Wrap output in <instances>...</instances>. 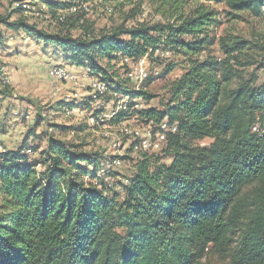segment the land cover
Instances as JSON below:
<instances>
[{"label":"trees","instance_id":"1","mask_svg":"<svg viewBox=\"0 0 264 264\" xmlns=\"http://www.w3.org/2000/svg\"><path fill=\"white\" fill-rule=\"evenodd\" d=\"M28 1L31 14L47 13L60 23L63 14L87 12L83 6L102 5L112 15L126 3ZM137 1L134 11L147 4L153 21L86 38L49 35L26 22V8L0 17V49L8 36L23 35L105 83L107 90L97 99L111 96L114 104L124 103L109 124L165 121L175 128L160 149L172 158L169 165L148 157L149 151L134 152L132 141L130 150L141 157L133 176L118 185L122 199L108 183L111 171L102 173L106 155L88 154L83 145L67 141L70 127L53 126L33 158L37 149L27 148V138L18 149L0 153V264H210L211 258L264 264V83L233 70L232 64L242 66L235 54L251 44L239 37L214 40L207 34L214 14L206 9L223 4L229 17H260L264 0ZM214 45L224 59L210 56ZM167 48L185 59L186 68L170 83L164 109L148 108L152 97L126 90L118 77L122 73L130 81L125 60H153L157 50L171 53ZM4 77L0 64L5 88L0 95L7 97ZM137 103L145 107L136 109ZM66 107L58 106L62 112ZM26 114L13 115L27 121ZM204 139L211 143L199 146Z\"/></svg>","mask_w":264,"mask_h":264},{"label":"rangeland","instance_id":"2","mask_svg":"<svg viewBox=\"0 0 264 264\" xmlns=\"http://www.w3.org/2000/svg\"><path fill=\"white\" fill-rule=\"evenodd\" d=\"M51 1L55 2L57 0ZM121 1L123 3L126 2L125 5L120 9L117 8L114 10L112 15L105 13L104 6L102 5L90 8L87 12L77 11L73 15L63 14L65 18H68L66 22V19L61 17L64 24L56 21L47 13L40 15L29 13L28 16L24 15L25 17L23 18L26 19L28 24L37 26V28L44 30L49 35H58L61 37L68 33L74 38L99 36L102 33L110 32L122 24L126 28H129L140 21H153V13L146 7L148 6L147 4L146 6L142 5L137 11H134V6H139L137 0ZM28 3V0H0V17L6 16V14H9L15 8L19 9L17 10L19 13L23 9V6ZM206 7V9L213 12L215 20V23L208 28L207 34L209 36L213 37L216 41L220 38L231 40L239 37L243 41L251 44L247 50L243 51L242 55L235 54L240 59L242 66L232 64L233 70L246 80L255 77L258 85L263 84L264 16L251 17L247 13H239L236 14L237 17L232 18L226 15L227 9L223 4L212 3ZM111 8H113L112 5ZM132 13H134L133 16H136V18H132ZM16 18L17 14L14 16V19ZM0 29L4 30L1 26ZM182 40L186 41L188 39L183 37ZM6 46L10 48L9 50L0 52V64L5 68V73L8 78V84L6 85L11 92L9 93L10 96L5 97L4 100L0 96L2 110L4 108L6 109V114L1 113L0 115V134L3 136V140L1 139L0 142L1 147L6 150L7 146L5 144H8L10 146L12 145V150H16L27 138V148L32 150L37 149L35 154H31L30 158H33L39 151L45 148L47 136L54 131L53 126L70 127L72 131L68 133L66 140L73 144L83 145V150L88 152V154L101 152L103 156L106 155L107 159L111 160L126 156L120 165L110 170L112 177L108 178V183L114 185L113 191L115 194H119V198L122 199L123 195L118 190L119 183L133 176L135 165H137L141 155L130 150L133 138L122 137L120 130L124 126H127L131 128L130 130L137 129L144 134L147 131L145 125H142V123L136 120L123 122L119 126L109 124L106 122L108 121L107 119H104L105 122L103 124L97 122L93 118L94 115L98 116L102 114L100 118H104L115 111V106L117 105L114 104L115 99L107 96L104 99H96L88 103V76L84 78L82 75L81 77L79 75V81L82 87L59 83L49 77L47 79L45 71L49 67L57 66L60 63L61 65L59 66L65 67L61 57L55 56L52 52L53 48L50 46H47L46 54L42 52L43 48L40 44H35L34 41L29 39L25 41H12L8 39ZM23 48L28 49L23 50ZM168 50L171 53L167 59L161 58L158 54L153 60L147 61L148 77L150 78L148 81L136 85L126 80L122 73L118 77L126 90H142L152 97L151 101L148 102V108L164 109L166 101L169 99L168 88L170 83L179 78L186 68L185 59L180 55L175 56L174 52L170 49ZM210 51H212V55L210 56L224 59L217 45H214ZM23 52L26 54L22 55ZM5 53H10V56H7ZM23 62L32 65L34 71L28 72L26 70L24 73L26 75L25 78L20 75L13 76L10 65L13 63L22 65ZM114 69L116 70V67ZM118 71H121V69L118 68ZM33 72H38L39 75H34L32 74ZM27 78L30 79V82H27ZM40 86L41 88H39ZM4 89L0 86V90ZM74 93L78 96L73 97ZM71 98L76 104L74 102H65ZM59 104L67 105L68 109L75 107V112L71 115H66L65 108H62L64 112L58 108ZM75 105H79V107ZM141 105L145 107L144 104L141 103ZM82 108L85 109L82 110ZM13 111L21 114L29 111L31 117L27 121L18 119L15 122L13 119L15 117L11 114ZM38 115H40L39 117H41L42 122L37 126L36 118ZM83 125L87 127L86 130L83 132L78 131ZM111 142H116L118 145L117 148L113 149ZM210 143V140L204 139L197 144L201 147H207ZM155 151H149L147 156L159 159L158 163L160 164H170L172 160L170 156L164 153V151L162 152V150L159 151L158 149ZM209 263L227 264V262L215 258H211Z\"/></svg>","mask_w":264,"mask_h":264},{"label":"built area","instance_id":"3","mask_svg":"<svg viewBox=\"0 0 264 264\" xmlns=\"http://www.w3.org/2000/svg\"><path fill=\"white\" fill-rule=\"evenodd\" d=\"M23 8H26L25 11V15L29 14V7L28 6H23ZM83 8L88 11V9L83 6ZM28 11V12H27ZM34 11V8H32V12ZM75 10L72 9L71 12H74ZM107 13H110V9H107ZM37 14V13H36ZM38 15V14H37ZM160 55L161 58L167 59L170 56L169 52H159V50L156 51L155 53V57L157 55ZM147 58L144 57L138 61H129V60H125L124 64L127 65V71H126V77L132 82L135 83L136 85H140L141 83H143L147 77H148V68H147ZM86 75V73H85ZM47 76L54 80L57 81L59 83H66V84H71L73 86H79L82 87V85L80 84L79 81V75L69 71L68 69H66L63 66H54V67H49V69L47 70ZM84 77H87L84 76ZM3 84L6 85L8 84V78L4 77L3 78ZM88 84H87V88H88V97L92 98L93 100L97 99V96L103 95L107 88L105 83L101 82L99 79L97 78H89L88 77ZM78 96L76 93L73 94V97ZM72 97V98H73ZM72 98L70 100H66V103H70V102H74L72 100ZM72 100V101H71ZM121 102V103H119ZM118 104L115 106V111H113L109 116H105L104 118H100L101 115L96 116L94 119H96L97 122L100 123H104V119L109 120L111 117H113L119 110L124 109V103L122 101H119ZM76 103V102H74ZM143 106L139 103L136 104L135 108L139 109L142 108ZM74 108H70L68 109V107L65 108V113L66 115H71L73 114ZM24 118L26 120H28L30 118V114H26L24 116ZM108 122V121H106ZM147 129L146 132H144V134H142L139 130L137 129H133L130 130L131 128L124 126L121 130H120V134L123 137H128V138H133V151L134 152H154L155 150H160V147L164 144L165 139H166V134L167 133H174L175 132V128L174 127H170L166 124V122H162L160 125L157 126H145ZM156 130V131H155ZM253 130H256V128H254ZM1 142V140H0ZM117 144L116 142H111V147L117 148ZM6 150L3 149L0 145V153H4ZM27 154H31L30 150H27ZM122 158V157H121ZM121 158L119 159H106V161L103 163V167L104 169L102 170V173H104L107 170H111L113 167L118 166L121 164Z\"/></svg>","mask_w":264,"mask_h":264},{"label":"crops","instance_id":"4","mask_svg":"<svg viewBox=\"0 0 264 264\" xmlns=\"http://www.w3.org/2000/svg\"><path fill=\"white\" fill-rule=\"evenodd\" d=\"M8 39L9 40H12V41H17V40H23V41H25V40H27V39H25V37L23 36V35H19V36H16V37H12V38H9V36H8ZM6 41H8V40H6ZM5 46L2 48V49H0V52H4V50L6 51V50H9V48L10 47H7L6 46V42H5V44H4ZM39 46V45H38ZM28 48H23V50H27ZM2 50V51H1ZM42 52H45V54H46V52L47 51H42ZM7 56H10V53H5ZM26 53L25 52H23V54L22 55H25ZM26 65H28V66H26ZM59 65H61V63L60 64H58L57 66H59ZM64 65H65V67H66V69H68L69 71H71V72H74V73H76V74H78V75H80V77H81V75L84 77V76H86L85 75V71L83 70V69H79V68H75V67H73V66H70V65H68V64H65L64 63ZM11 67H12V73H13V76L14 75H20L21 77H26V75L24 74L25 72H26V70H28V72H30V71H34V69L32 68V65H30L29 63H27V62H23V64L21 65V64H15V63H13V64H11L10 65ZM56 66V65H55ZM48 67V66H47ZM24 68H26L25 69V71H24ZM49 69V68H48ZM40 70H42V69H40ZM46 72V78L48 79V76H47V70L45 71ZM40 73V72H39ZM32 74H34V75H36V74H38V72L36 73V72H33ZM39 75V74H38ZM34 78H35V76H34ZM85 78V77H84ZM25 80V79H24ZM34 80V79H33ZM27 82H30V79H28L27 78ZM41 86H43V85H41ZM41 86L39 87V88H41ZM38 88V89H39ZM1 96V95H0ZM1 98L4 100L5 99V97H3V96H1ZM81 102V101H80ZM79 102V103H80ZM2 105L0 104V115H1V113H3L4 115L6 114V109L4 108V110H2V107H1ZM15 112L13 111L11 114H14ZM26 113H28V114H30V112L29 111H27V112H25V113H22V114H26ZM15 117V116H14ZM14 119V121L16 122L18 119L17 118H13ZM3 126V125H2ZM5 128V130H7V128L6 127H4ZM3 140V136L0 134V140ZM4 139H5V137H4ZM5 144V143H4ZM21 145V144H20ZM19 145V146H20ZM5 146H7V149L6 150H8V151H11L12 150V145L10 146V145H6L5 144Z\"/></svg>","mask_w":264,"mask_h":264}]
</instances>
